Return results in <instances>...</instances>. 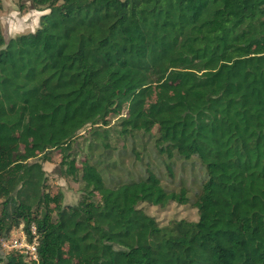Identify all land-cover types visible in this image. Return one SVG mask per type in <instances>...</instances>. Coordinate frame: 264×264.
Listing matches in <instances>:
<instances>
[{
  "label": "trees",
  "instance_id": "trees-1",
  "mask_svg": "<svg viewBox=\"0 0 264 264\" xmlns=\"http://www.w3.org/2000/svg\"><path fill=\"white\" fill-rule=\"evenodd\" d=\"M30 1L0 25V264H264V0ZM21 225L37 261L1 247Z\"/></svg>",
  "mask_w": 264,
  "mask_h": 264
},
{
  "label": "rangeland",
  "instance_id": "rangeland-1",
  "mask_svg": "<svg viewBox=\"0 0 264 264\" xmlns=\"http://www.w3.org/2000/svg\"><path fill=\"white\" fill-rule=\"evenodd\" d=\"M47 12H39L34 9L30 0H2L0 3V25L6 42L15 36L35 31L38 28L40 16ZM115 122H117V119L113 118L111 125H114ZM89 130L90 128H87L80 133V137L77 138L74 144L73 153L76 150L81 151L83 149L85 146L84 139L89 136ZM79 157L81 158V155ZM60 160V155L54 153L53 161L43 165L48 176L49 191L52 194L62 193L64 195V204L73 205L76 204L80 197L79 185L76 182L65 179L61 175ZM128 162L129 164L131 163L130 160ZM145 207L147 212L154 216L162 225L167 224L171 220L186 219L188 221H196L198 218L197 211L194 208L176 203H171L165 208L148 205Z\"/></svg>",
  "mask_w": 264,
  "mask_h": 264
},
{
  "label": "built area",
  "instance_id": "built-area-1",
  "mask_svg": "<svg viewBox=\"0 0 264 264\" xmlns=\"http://www.w3.org/2000/svg\"><path fill=\"white\" fill-rule=\"evenodd\" d=\"M1 247L6 252L15 251L24 254L27 256L28 261L38 260V241L36 238H33L32 241H29L22 225L11 231L9 238L2 241Z\"/></svg>",
  "mask_w": 264,
  "mask_h": 264
}]
</instances>
